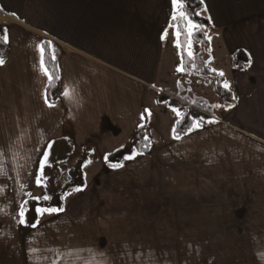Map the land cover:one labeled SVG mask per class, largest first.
Returning a JSON list of instances; mask_svg holds the SVG:
<instances>
[{
  "label": "crops",
  "instance_id": "obj_1",
  "mask_svg": "<svg viewBox=\"0 0 264 264\" xmlns=\"http://www.w3.org/2000/svg\"><path fill=\"white\" fill-rule=\"evenodd\" d=\"M201 1L211 38L204 59L223 71L235 95L231 108L213 92L215 75L205 84L208 97L196 92L202 89L199 76L179 70L183 59L170 23L172 0H16V11L14 3L0 0V37L5 30L9 37V54L0 66V264H123L121 251L131 246L111 236L122 234L123 211L136 216L147 210L192 220L186 227L193 230L174 234H193L197 251L202 236H209V264H264V191L242 190L235 199L224 189L264 188V178L242 174L263 166L234 162L251 147L264 148V0ZM43 39L61 72L54 107L46 97ZM191 40L194 57L202 47ZM238 49L250 56V67L234 66ZM159 93L188 105L197 96L207 99L216 122L176 139L173 129L184 109L159 103ZM146 110L151 151L103 171L104 156L129 143ZM64 140L73 144L76 159L91 149L86 187L65 197L62 212L41 213L35 227L22 226L23 202L44 195L37 183L40 161L50 146H65ZM97 159L102 165L94 169ZM203 161L217 163L210 175H201ZM181 170V185L193 188L189 194L129 198L134 204L123 206L121 173L164 192L180 184L175 180ZM233 171L239 177H231ZM237 220L245 225L237 226Z\"/></svg>",
  "mask_w": 264,
  "mask_h": 264
},
{
  "label": "trees",
  "instance_id": "obj_2",
  "mask_svg": "<svg viewBox=\"0 0 264 264\" xmlns=\"http://www.w3.org/2000/svg\"><path fill=\"white\" fill-rule=\"evenodd\" d=\"M203 7L204 3L201 0H185V8L183 9L188 13L189 17L194 22H197L200 25V28L194 31L191 36L202 47L201 51L194 57L189 56L187 51L188 37L187 30L184 27L186 22L180 18L176 21H173L172 19L170 20L172 25H180L182 33L180 36V50L183 59V72L199 76L204 84H209V76L215 75L216 81L213 87L219 96L220 102L226 106L234 105L236 102L235 95L232 90L224 87V77L219 75L217 71H213L212 67L204 59V49L207 45H209L208 28L210 22L208 18L201 14ZM2 38L3 37H0V58L4 60L9 54V43H5ZM42 46L44 48L43 61L45 67L52 74V79H49L46 86V97L49 103H56L61 97L60 67L57 60L52 59V50L49 40L43 39ZM250 61V56L243 49H238L234 53L233 62L235 67H245ZM157 100L159 103L167 102L171 107H173L174 103H179L170 96H163L162 93L158 94ZM180 107H183L184 112L175 123L174 137L176 135H179L181 138L185 137L189 133L188 129L192 127L194 119H199L202 127H207L212 124L207 122L208 120L213 119L208 114L212 110V104L207 99L197 96L191 101L190 105L181 104ZM143 114L145 115L141 118V122L135 127L129 143L115 148L113 151L104 156V163L107 167L113 168L111 165L116 163L124 165L139 156L148 154L151 151L152 141L149 120L146 111H143ZM141 125L143 126L141 127ZM63 144H65V142H63ZM144 145H148V147H144ZM133 152H139L142 154L135 155L133 159H126V157L132 155ZM90 153V148L85 147L83 149L82 153L78 156L74 165L69 170V180L65 183L63 189L61 190L54 188L55 185L53 182H49V178L46 176V170L43 171L39 165L37 169V180H39V183L43 185L45 195L36 198H28L23 202L21 211L23 210L24 216L23 218L21 217L20 220L24 219L25 222L21 223L22 226L35 227L40 219L41 212L38 211L39 209L58 208L63 211L65 209V197L69 193L78 192L75 191V189L83 190L86 187V174L84 167L89 161ZM62 167L63 168L60 169V171L68 168V163H65ZM44 173L46 175H44ZM51 176H53L54 179L56 174H51ZM45 196L49 198L44 199L43 197ZM62 211H58L57 213Z\"/></svg>",
  "mask_w": 264,
  "mask_h": 264
},
{
  "label": "rangeland",
  "instance_id": "obj_3",
  "mask_svg": "<svg viewBox=\"0 0 264 264\" xmlns=\"http://www.w3.org/2000/svg\"><path fill=\"white\" fill-rule=\"evenodd\" d=\"M10 2L15 4L16 11V0H9ZM193 21V20H192ZM194 22V21H193ZM195 24L199 25L197 22ZM195 29L194 31H196ZM193 31V32H194ZM194 50L191 47L190 51ZM197 86V85H196ZM202 89L195 87L196 92L205 93L210 97L209 88L205 87V84L202 83ZM208 92V94H206ZM213 92L215 90L213 89ZM210 99V98H209ZM66 143L65 146L60 147V143H56L48 149L45 155L42 157L40 161V166L43 171L46 170V175L49 179V182H53L55 185L54 188L57 190L63 189L65 183L69 180V170L74 165V161L77 156V152L72 154L73 152V144L64 140ZM264 148L259 150L257 147H251L249 155L240 156V158H236L234 162H243L248 165L250 168L253 166H257L258 168L264 167ZM80 155V154H79ZM45 156H47V160H45ZM144 156V155H143ZM141 157V156H139ZM68 163V168L63 171V165ZM127 164V163H126ZM217 164V163H216ZM214 162L203 161L201 162V175L207 176L210 175V168L216 165ZM102 165V164H101ZM99 159L95 162L94 169L98 166H101ZM125 165V164H124ZM107 171L108 167L106 166L103 171ZM94 170H90V174ZM125 172V171H123ZM179 172V173H178ZM180 172L183 173V170L177 171L179 174L178 178L175 180L180 184H177L175 187L167 188L164 192H162L161 187H149L144 184H139L137 180H128L127 173H121L122 186L120 190V194L123 198V206L133 205L134 203L128 202L129 198H133L134 201L137 198L154 196V195H163L173 193L179 195L189 194L192 192L193 188L185 187L181 185L182 178L180 177ZM187 172V171H186ZM95 173H99V170L95 171ZM225 173V172H223ZM259 173V175H257ZM51 174H56V177L53 179ZM108 172H106V175ZM240 173L237 171L230 172L231 177H239ZM242 174L249 175V178H264V169L263 170H254L249 169L248 172H243ZM174 179V178H173ZM179 179V180H178ZM187 182L192 181L187 176ZM160 183V181H159ZM209 189V188H207ZM221 189V188H218ZM228 190V194L234 196H239L243 193L245 195H257L258 190H263L264 188H256V187H228L224 188ZM157 190V191H156ZM79 192V191H78ZM77 192V193H78ZM76 193V192H72ZM117 193V191H116ZM45 195V190H44ZM137 209V208H136ZM136 216H129L130 213H125L123 211V215L121 218V228L122 234L117 236H111L112 241L120 242L126 246H137V249H123L121 251L123 264H209L210 252L208 249H205L204 238H209V236H202V250H195V236L193 234H185V233H176L179 231L193 230V228H188L186 226H192V220H180V219H166L162 218L160 215L164 214L162 212H158L157 210L146 212L137 211ZM142 217H141V216ZM152 216L153 218H150ZM148 217V218H147ZM252 221V220H251ZM239 224L237 226L241 227L245 224H241L240 220H237ZM236 222V223H237ZM245 222V220H244ZM189 223V224H188ZM133 232V234L130 233ZM146 231H153V234L143 233ZM137 232V234H134ZM208 242V241H207Z\"/></svg>",
  "mask_w": 264,
  "mask_h": 264
},
{
  "label": "snow or ice",
  "instance_id": "obj_4",
  "mask_svg": "<svg viewBox=\"0 0 264 264\" xmlns=\"http://www.w3.org/2000/svg\"><path fill=\"white\" fill-rule=\"evenodd\" d=\"M172 3H173V7H174V11H173V14H172V17L171 19L173 21H176L178 18L180 19H183L186 23L184 25V27L186 28L187 30V37H188V40H187V45H188V48H189V52H188V55L191 56L192 55V52L190 51L191 49V46H192V40H191V36L193 34V31L195 29H198L200 28V25H197L195 24L192 19L189 17L188 13L185 12L183 9L185 8V0H172ZM13 15H15V13H13ZM181 29H180V25L177 24L175 25V43H176V47L177 48H180L181 47V43H180V36H181ZM165 36H167V33H165ZM3 41L5 43H7L9 41V37L7 35V32L5 30V33L3 35ZM209 39H211L209 37ZM43 51H44V48L43 46H41V54L43 55ZM52 59L55 60L56 57H55V52L53 50V53H52ZM5 63V61L0 58V65H3ZM41 64L43 65V58L41 59ZM249 67L251 66V62H249ZM179 70H183V67L181 66ZM45 71V74L49 76V79H52V74L48 71L47 68L44 69ZM213 71H217L216 69H213ZM219 75L223 76L224 73L223 71H219ZM224 87L225 88H230V84L229 82L225 81L224 82ZM70 93L69 91H65L64 92V95L65 96H68ZM49 107H54V104L52 103H49L48 105ZM215 107H221V105H215ZM229 108L233 107V105H228ZM178 112V110H176ZM146 113L147 115H151V112L150 110H146ZM145 114L142 113V118L144 117ZM208 123H213V122H216L214 119H211V120H208L207 121ZM143 125H141L142 127ZM202 127V124L200 122L199 119H194L193 120V124H192V127L188 129V131H192L193 129L195 128H200ZM173 131L175 132V129H173ZM176 139H180L181 137L179 135H176L175 136ZM144 147H148V145H144ZM138 154H142V153H139V152H133L132 155L126 157V159H133L135 157V155H138ZM45 160H47V156H45ZM113 168H119V167H122L123 165L120 164V163H116V164H112L111 165ZM40 181L38 180L37 183H39ZM81 189H75V191H80ZM44 199H48L49 197L45 196L43 197ZM38 211H40L41 213H44V212H58V211H62V209H58V208H50V209H39ZM20 216L23 218L24 216V212L23 210L20 212ZM24 219H21L20 220V223H24Z\"/></svg>",
  "mask_w": 264,
  "mask_h": 264
},
{
  "label": "water",
  "instance_id": "obj_5",
  "mask_svg": "<svg viewBox=\"0 0 264 264\" xmlns=\"http://www.w3.org/2000/svg\"><path fill=\"white\" fill-rule=\"evenodd\" d=\"M182 103H174L173 107H180Z\"/></svg>",
  "mask_w": 264,
  "mask_h": 264
}]
</instances>
